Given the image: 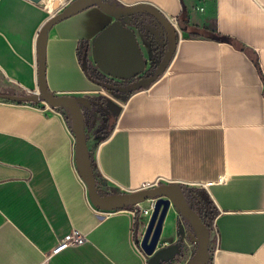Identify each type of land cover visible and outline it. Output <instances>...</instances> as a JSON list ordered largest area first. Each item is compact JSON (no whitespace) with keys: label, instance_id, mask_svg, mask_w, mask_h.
Listing matches in <instances>:
<instances>
[{"label":"crops","instance_id":"crops-1","mask_svg":"<svg viewBox=\"0 0 264 264\" xmlns=\"http://www.w3.org/2000/svg\"><path fill=\"white\" fill-rule=\"evenodd\" d=\"M114 1L150 4L172 23L209 35L179 30L168 65L152 82L109 97L110 132H95L89 146L95 170L118 191L159 178L201 187L215 210L209 264H264V0ZM56 9L51 1L0 0L1 93L37 89L35 36ZM111 21L90 6L50 28L49 91L105 94L83 73L76 44ZM136 36L150 59L161 33L147 27ZM132 210L91 205L61 110L0 97V264H40L46 254V264H145ZM174 225L167 223L165 238ZM73 230L86 240L50 254ZM177 258L175 264L187 260Z\"/></svg>","mask_w":264,"mask_h":264},{"label":"water","instance_id":"water-1","mask_svg":"<svg viewBox=\"0 0 264 264\" xmlns=\"http://www.w3.org/2000/svg\"><path fill=\"white\" fill-rule=\"evenodd\" d=\"M31 1L40 2L46 6L51 0ZM90 6H96L112 17V21L103 26L91 41L87 39L89 41L87 58L89 53L90 58L88 59L91 66L112 81H103L100 84L92 82L105 91H112L114 96L118 98H123L136 89L146 87L166 68L174 53L179 30L209 35L205 28L196 25L179 23L175 27L164 14L147 3L123 5L114 0H68L45 18L36 32L37 89L24 94L0 92V97L17 102H32L38 107L48 105L61 110L68 116L74 136L76 169L86 186L89 202L94 208L111 211L138 206V204L148 201V206L145 207H149V213L137 212L136 214V221L141 227V234L136 240L146 255L145 264H173L185 246L190 250V244H194L196 247L193 251H189L184 264H207L211 257L208 242L213 230L210 232L208 226L199 216L196 207L186 200L182 192V185L187 187L198 186L177 181L166 182L159 178L153 186L130 191L112 192L103 187L94 176L95 167L90 148L87 145L90 136L93 140L92 143H95L93 135L96 130L92 132L91 128L87 127L83 109L94 104L95 100L90 96L100 95L105 99L100 105L108 111H112L109 106V97L103 93L58 94L49 91L47 88L45 54L48 31L58 21ZM143 13L151 15L158 22L166 38L160 62L150 74H144V71L148 67L152 55L150 59L144 57L136 36L137 31L140 30L127 23L129 20H135L134 17L137 14ZM151 27L160 32L161 37H163L160 28ZM216 37L220 38L219 36ZM85 64L86 58L84 57L80 63L83 73ZM121 81L128 83L122 85L120 84ZM174 213L176 214L175 217ZM182 218L188 222L189 227L183 223ZM173 220H175L174 228L165 238L166 225ZM186 236L190 238L189 241Z\"/></svg>","mask_w":264,"mask_h":264},{"label":"trees","instance_id":"trees-1","mask_svg":"<svg viewBox=\"0 0 264 264\" xmlns=\"http://www.w3.org/2000/svg\"><path fill=\"white\" fill-rule=\"evenodd\" d=\"M108 1H112V0H108ZM134 18L135 20H129L127 21V23L136 26V28H138L142 32H145L147 27L154 26V27L160 28V31L163 34L160 45L158 47L153 48L152 57L150 59L149 65L144 71V74H150L154 71V69L157 67L158 63L160 62V59L162 57L163 50L165 47L166 38L164 36L163 29L159 26L158 22L151 15L144 14V13L137 14ZM88 47H89V41L87 39L82 38L77 41L76 55L80 63L84 57L86 58V64L83 70L87 78L98 84H100L103 81L111 82L112 81L111 79H109L107 76L100 73L97 69L91 66L89 59L87 58ZM250 55L252 57V61L254 63V66L258 74L263 79L256 55L253 52H251ZM90 97L94 99L95 102L90 107H86L83 109L84 119L87 122V127H89V122L92 118V111L94 109H96L100 113V115L104 116L103 126L99 127L95 132H98L101 138H105L110 132L113 118L110 117L111 114H109V111L105 107L100 105L101 99L103 98L102 96L92 95ZM64 115L66 119L69 121L68 116L66 114ZM94 176L96 178V181L103 187L108 188L112 192L118 191L116 188L107 185L106 181L102 179V177H100V175L95 170V168H94ZM182 192L186 200L191 205L196 207L199 213V216L204 221V223L208 226L211 232L212 231L211 220L213 218L215 210L213 209L212 203L210 202L204 189H202L201 187H187V186L182 185ZM182 220H183V223L189 227L188 222L183 218ZM209 263L210 261L207 264Z\"/></svg>","mask_w":264,"mask_h":264},{"label":"built area","instance_id":"built-area-1","mask_svg":"<svg viewBox=\"0 0 264 264\" xmlns=\"http://www.w3.org/2000/svg\"><path fill=\"white\" fill-rule=\"evenodd\" d=\"M201 8V7H200ZM175 27H177V24L175 22L172 23ZM23 93H27V92H23ZM45 108H52L48 105L44 106ZM157 183V180H155L154 182H145L142 183L140 185V187L138 188H146V187H150L153 186ZM132 212L134 214H137V212H141L143 214H148L149 213V207H140V206H134ZM212 226H214L213 221H212ZM214 227H212L213 230ZM86 240L85 234L80 233L77 230H73L71 231L69 234L63 236L61 239H59V241L57 242V244L50 250V254L53 253L54 251L58 250L59 248L65 246V245H75V244H80L82 242H84ZM49 254H46L44 259L41 261L40 264H46L47 260H48Z\"/></svg>","mask_w":264,"mask_h":264},{"label":"rangeland","instance_id":"rangeland-1","mask_svg":"<svg viewBox=\"0 0 264 264\" xmlns=\"http://www.w3.org/2000/svg\"><path fill=\"white\" fill-rule=\"evenodd\" d=\"M51 2H53V5L59 9L63 4V0H51ZM56 9V10H57ZM51 15V14H50ZM104 93L108 95V97H112L114 96L115 94L112 92V91H105L103 89ZM17 94H24V93H21V92H18ZM110 99V98H109ZM105 101L104 98L101 99V102L103 103ZM109 101V100H108ZM95 111V113H93ZM103 121H104V116L100 115V113L95 109L92 111V118L89 122V128H91L92 132L97 130L99 127H101L103 125ZM92 138L91 136L88 138L87 140V145L88 147L89 146H92ZM148 206V204H147ZM187 237V236H186ZM188 241L190 240L189 237H187ZM190 250L193 251L195 249V245L194 244H190ZM189 248L185 246V248L183 249V252L181 253V255L177 258V261L178 260H183L184 258H186L188 256V253H189ZM175 264V263H173Z\"/></svg>","mask_w":264,"mask_h":264},{"label":"flooded vegetation","instance_id":"flooded-vegetation-1","mask_svg":"<svg viewBox=\"0 0 264 264\" xmlns=\"http://www.w3.org/2000/svg\"><path fill=\"white\" fill-rule=\"evenodd\" d=\"M128 82L127 81H121L120 84L124 85V84H127ZM209 262V261H208Z\"/></svg>","mask_w":264,"mask_h":264}]
</instances>
